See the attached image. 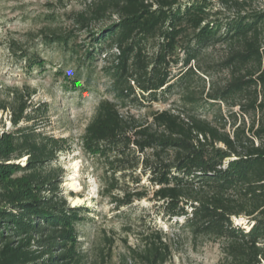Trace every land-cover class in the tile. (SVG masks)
<instances>
[{
  "label": "trees",
  "instance_id": "16d2710c",
  "mask_svg": "<svg viewBox=\"0 0 264 264\" xmlns=\"http://www.w3.org/2000/svg\"><path fill=\"white\" fill-rule=\"evenodd\" d=\"M254 1L235 0L236 13L224 16L210 0H88L74 15L81 28L109 20L83 54L88 63L94 46L109 54L103 71L112 99L99 100L82 143L85 154L104 164L101 191L113 195L118 208L153 201L156 213L182 218L180 227L193 236L222 240L226 264H264V11L250 9ZM45 38L69 48V35L51 30ZM216 45L229 47L216 64L229 70V79L203 99L195 85H204L211 66L199 61ZM69 49L75 56L81 51ZM27 59L43 66L36 56ZM169 96L179 106L148 110L143 120L129 112ZM218 102L238 106L250 121L226 130L225 122L198 111ZM28 108L23 100L12 108L14 125L30 119ZM64 142L28 126L0 133V264H80L85 209L58 195L50 166ZM22 157L25 163L15 162ZM16 173L14 185L9 176ZM240 216L248 229L233 223ZM140 229L131 257L137 264H165L171 250L162 231Z\"/></svg>",
  "mask_w": 264,
  "mask_h": 264
},
{
  "label": "rangeland",
  "instance_id": "374dc122",
  "mask_svg": "<svg viewBox=\"0 0 264 264\" xmlns=\"http://www.w3.org/2000/svg\"><path fill=\"white\" fill-rule=\"evenodd\" d=\"M234 1L210 0V4L222 15L232 16L237 9ZM87 4L88 0H0V133L28 126L65 141V150L57 153L50 166L60 182L58 195L68 204L85 209L86 223L78 228L80 264H137L131 250L141 244L142 226L155 227L164 234L171 250L165 264H226L222 240L193 236L180 227L182 218L167 219L156 213L153 201L142 199L131 207L118 208L113 195L101 191V178L106 176L104 164L85 154L82 143L84 129L99 100L112 99L103 71L109 54L94 46L91 63L83 59V54L94 43V34L109 20L91 21L87 28H81L74 15L86 10ZM250 9L264 11V0L254 1ZM51 30L69 35V48L77 46L80 53L75 56L68 47L62 51L58 45L46 42L45 34ZM228 50L226 45H216L203 53L199 64L211 66L210 77L203 75L204 85L202 82L195 85L197 95L203 99L212 87L224 86L228 81L229 70L216 65L226 58ZM29 55L42 59L43 66L39 65L41 62L29 64ZM20 100L29 106L26 112L30 119L24 118L14 125L12 108ZM39 104L45 106L32 112ZM176 106H179L177 97L169 96L166 101L152 104L150 109L131 107L129 112L143 120L149 116L148 110ZM198 111L211 122H225L226 130H230L233 122L250 121V115H243L238 106L229 102L204 106ZM25 160L22 157L15 162L23 164ZM20 176V173L10 175L11 184L16 185ZM233 223L246 229L250 224L245 216L233 218Z\"/></svg>",
  "mask_w": 264,
  "mask_h": 264
},
{
  "label": "bare ground",
  "instance_id": "6f19581e",
  "mask_svg": "<svg viewBox=\"0 0 264 264\" xmlns=\"http://www.w3.org/2000/svg\"><path fill=\"white\" fill-rule=\"evenodd\" d=\"M75 201H78V199H77V200H75Z\"/></svg>",
  "mask_w": 264,
  "mask_h": 264
}]
</instances>
